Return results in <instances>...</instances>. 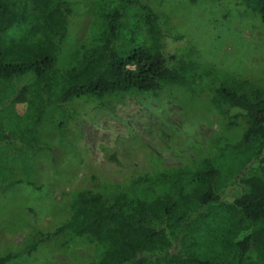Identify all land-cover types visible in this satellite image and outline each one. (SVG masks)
Returning <instances> with one entry per match:
<instances>
[{
  "label": "trees",
  "instance_id": "obj_1",
  "mask_svg": "<svg viewBox=\"0 0 264 264\" xmlns=\"http://www.w3.org/2000/svg\"><path fill=\"white\" fill-rule=\"evenodd\" d=\"M238 1L264 23V0ZM76 17L68 0H0V193L40 188L9 180L3 150L28 161L51 153L39 134L46 114L67 109L62 131L77 101L102 107L113 97L157 100L182 89L242 134L216 137L188 165L75 193L61 224L35 230L17 252L0 253V264L60 237L95 247L83 264H264V87L213 69L203 74L193 49L166 52L162 24L145 0H95L90 39L64 60ZM24 77L28 85L19 87Z\"/></svg>",
  "mask_w": 264,
  "mask_h": 264
},
{
  "label": "rangeland",
  "instance_id": "obj_2",
  "mask_svg": "<svg viewBox=\"0 0 264 264\" xmlns=\"http://www.w3.org/2000/svg\"><path fill=\"white\" fill-rule=\"evenodd\" d=\"M68 1L77 17L64 60L90 39L95 9V0ZM145 1L162 24L166 52L180 56L193 49L203 74L213 69L231 80L264 87V23L238 0ZM24 85L26 77L19 87ZM208 105L182 89L157 100L113 97L102 107L77 101L72 107L75 116L62 131L58 126L67 109L48 111L51 120L39 134L50 143L51 153L28 161L14 159L16 150H3L9 180L27 178L40 188L20 185L0 193V253L17 252L35 230L52 232L67 218L69 203L81 190L188 165L206 156L216 137L242 134V129L227 128ZM18 107L19 113L25 112V105ZM95 255V247L86 240L60 237L10 264H83Z\"/></svg>",
  "mask_w": 264,
  "mask_h": 264
}]
</instances>
